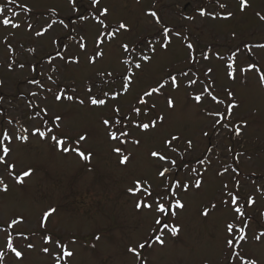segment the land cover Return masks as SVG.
Wrapping results in <instances>:
<instances>
[{
  "label": "snow or ice",
  "instance_id": "1",
  "mask_svg": "<svg viewBox=\"0 0 264 264\" xmlns=\"http://www.w3.org/2000/svg\"><path fill=\"white\" fill-rule=\"evenodd\" d=\"M212 4L215 8L209 11ZM251 7L250 0H238L235 10L222 0H208L197 3L192 9L195 15H180L186 21H194L197 15L227 21L235 18L237 10L245 14ZM21 13L29 14L23 23L18 22ZM111 15L105 0H60L39 13L18 0L0 2V27L16 30L0 41L6 52L0 70L9 75L24 74L17 81L16 104L10 105L17 115H9L4 107L6 97L0 92V193L10 192L5 177L24 188L38 179V168H22L17 156L18 149L29 148L33 139L51 155L74 160L86 173H94L101 155L89 146L95 133L90 129L77 133L66 130L69 114L58 113L56 108L70 103L90 112L99 110V124L111 145L110 154L121 168L130 169L137 158L128 151L129 145L140 150L146 137L159 136L158 143L147 153L153 176L131 174L124 188L143 233L138 238H127V264H153L151 256L158 250L181 244L184 229L179 216L188 211L185 198L204 193L211 181L219 182L218 195L198 214L205 224L217 213L227 214L217 236L223 252L219 264H264V209L259 204L264 198V185L256 182L264 180V175L257 177L252 172L245 179L240 169L245 153L221 144L225 132L229 139L242 137L249 123L237 118L243 100L232 86L220 89L218 70L213 64L216 61L222 66L229 85L247 86L254 75L257 85L264 89V63L259 55L264 52V41H242L225 57L202 47L190 33L183 32V26L169 25L162 19L163 8L158 12L155 2L143 12L155 25V31L134 38L137 27L124 19L113 23ZM254 16L264 24V10L255 11ZM21 29L32 40L27 47L23 43L14 46L10 41ZM231 38L237 39L235 31ZM44 41L51 50L40 56ZM177 42L186 52L183 66L169 64L162 75H154L152 66L171 53ZM110 52L118 53L115 64L101 67ZM69 69L91 70V74L82 84L74 79L64 83ZM5 84L6 79L0 76V89ZM180 93L207 122L200 129V138L164 131L176 114ZM201 138L208 141L203 150L199 149ZM229 152L234 164L225 163L227 156L220 155ZM248 187L253 190L243 194L242 188ZM27 199L33 200L30 196ZM59 214L57 206L48 205L30 227V218L24 213L7 219L0 213V264H25L35 253L47 257L50 264H72L77 256L73 246L78 239L75 235L65 238L54 226L53 220ZM98 242L99 233L87 247L96 249Z\"/></svg>",
  "mask_w": 264,
  "mask_h": 264
},
{
  "label": "rangeland",
  "instance_id": "2",
  "mask_svg": "<svg viewBox=\"0 0 264 264\" xmlns=\"http://www.w3.org/2000/svg\"><path fill=\"white\" fill-rule=\"evenodd\" d=\"M3 2V0H0ZM112 11L110 17L113 23L126 20L137 27V34L147 31H155V25L150 18L143 16V12L150 8L153 2L156 3V10L159 12L163 8L162 19L169 25L183 26L185 34L199 41L202 47L211 48L212 51H219L225 57L228 50L239 45L242 41L260 40L264 41V24L258 22L254 16L255 11L264 10V0H250L252 7L245 14L236 11V16L232 20H211L198 15L194 21H186L181 18L184 15L193 14L192 9L198 2H208V0H142L137 4L136 0H105ZM230 5L232 9H238V0H222ZM18 3H28L39 13L47 7L60 3V0H18ZM215 5L209 7V11L214 10ZM14 10L19 11L18 8ZM11 14L10 12L8 13ZM27 13H21L18 22L23 23ZM14 20L17 18H13ZM9 31L0 27V41L9 35ZM237 33V39L231 38V33ZM10 41L16 46L23 43L25 47L32 43L30 37L19 30L15 39ZM47 41L43 42V47L39 51L40 56L50 51ZM116 52H110L108 59L101 67L114 65ZM261 63H264V52H261ZM27 56V54H25ZM186 52L180 42L173 46V51L162 57L152 66L154 75H162L169 64L183 66ZM6 58L5 49L0 43V62ZM218 70L219 85L222 90L225 86L234 87L243 100V106L239 110V118L248 120L249 127L242 137L229 139V133L225 132L221 139L222 145H229L236 152L245 153L240 160V169L245 179L250 173L255 172L257 177L264 175V89L256 83L253 75L247 86L239 83L229 85L223 76L222 66L213 61ZM91 74V70L69 69L64 76V83H72L73 79L77 84H82ZM22 75H9L0 70V76L6 79L3 89H0L6 97L4 107L9 115L15 116L10 105L16 104L14 98L17 92V81ZM80 95L83 98L81 88ZM178 107L175 116L170 118L168 128L164 131H177L186 136L200 138V129L207 126V122L198 115L197 108L188 100L184 93L177 95ZM160 107L163 108V101ZM58 113H68L69 120L67 129L72 133L84 130H92L95 135L89 141V146L100 152L97 168L94 173H86L83 166L76 161H64L49 153V150L33 139L29 148L18 149L17 156L21 160V167L36 166L39 170L37 180L28 183L27 188L16 185L15 181L5 177V182L10 186L9 193H0V213L7 219L15 213H24L29 216L31 224L35 225L40 212L48 205L57 206L59 215L53 220L54 226L61 230V234L67 238L75 235L78 243L75 248L77 256L72 264H127L129 257L126 254L127 238L130 236L139 237L142 229L138 218L134 215L131 202L124 195L125 186L130 183L129 176L146 175L153 176L154 169L148 157V149L158 143L159 136L145 138L144 147L137 150L129 145L128 151L136 155V160L130 169H124L117 165L116 158L110 154V147L104 136L103 129L99 124V110L90 112L87 108L65 103L57 106ZM18 127V125H17ZM213 138V143H215ZM208 145V141L201 138L199 149L203 150ZM227 164H234L232 153H220ZM247 157H251L248 159ZM27 182V181H26ZM258 184L264 185V180L257 179ZM251 185V180H249ZM219 182L211 181L205 187L204 193H195L186 197L188 211L179 216V221L183 225V242L175 247L169 246L166 251L158 250L151 256L153 264H219L223 260L222 241L217 238L222 232L223 220L227 214L217 213L213 220L205 224L199 217V209L209 200L216 198L219 191ZM253 189L251 187L242 188V193L247 194ZM32 197L29 201L27 197ZM261 209H264V198L259 201ZM255 214V213H253ZM214 225L217 230L214 231ZM256 226L253 225V228ZM101 234V242L97 243L96 249L87 247L95 234ZM259 251V250H257ZM25 264H50L47 257L35 253L29 256Z\"/></svg>",
  "mask_w": 264,
  "mask_h": 264
}]
</instances>
